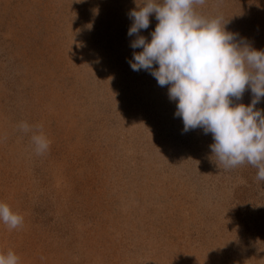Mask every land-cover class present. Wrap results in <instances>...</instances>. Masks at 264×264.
Returning a JSON list of instances; mask_svg holds the SVG:
<instances>
[{"label":"rangeland","instance_id":"374dc122","mask_svg":"<svg viewBox=\"0 0 264 264\" xmlns=\"http://www.w3.org/2000/svg\"><path fill=\"white\" fill-rule=\"evenodd\" d=\"M145 2L0 0V202L24 217L0 222V253L19 264H264L258 169H225L212 134L183 131L170 86L130 67L128 14ZM196 11L264 50V0Z\"/></svg>","mask_w":264,"mask_h":264},{"label":"clouds","instance_id":"9594fccd","mask_svg":"<svg viewBox=\"0 0 264 264\" xmlns=\"http://www.w3.org/2000/svg\"><path fill=\"white\" fill-rule=\"evenodd\" d=\"M207 0H146L129 12L133 21L128 36L129 60L133 71H147L159 86L169 87V98L178 102L175 116L182 118L184 132L201 128L212 134L211 151L225 169L250 164L258 169L257 181H264V110L256 105L264 98V50H255L238 34L228 32L221 17L205 18L196 6ZM158 24L151 40L139 35L150 27V17ZM158 65V67H156ZM250 104L233 106L249 89ZM41 128V126H36ZM18 129L32 133L37 155L50 149L51 141L42 130L22 122ZM0 222L9 230L23 226L24 217L0 202ZM18 255L0 253V264H19Z\"/></svg>","mask_w":264,"mask_h":264}]
</instances>
